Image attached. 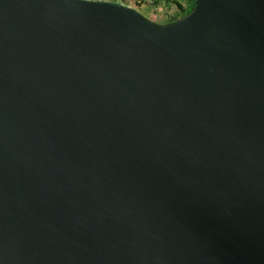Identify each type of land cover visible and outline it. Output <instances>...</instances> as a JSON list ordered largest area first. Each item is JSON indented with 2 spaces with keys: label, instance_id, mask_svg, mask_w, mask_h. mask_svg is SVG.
Here are the masks:
<instances>
[{
  "label": "water",
  "instance_id": "water-1",
  "mask_svg": "<svg viewBox=\"0 0 264 264\" xmlns=\"http://www.w3.org/2000/svg\"><path fill=\"white\" fill-rule=\"evenodd\" d=\"M0 264H264V0H0Z\"/></svg>",
  "mask_w": 264,
  "mask_h": 264
},
{
  "label": "rangeland",
  "instance_id": "rangeland-1",
  "mask_svg": "<svg viewBox=\"0 0 264 264\" xmlns=\"http://www.w3.org/2000/svg\"><path fill=\"white\" fill-rule=\"evenodd\" d=\"M90 1L111 2V3L123 4L125 6L130 5L132 7L139 6L137 0H90ZM187 3H188L187 0H177L174 3L172 2V3H166L161 6L159 5L160 7L158 8H149L151 12H145V14L151 19V21L154 20L158 22H164L168 20L169 17H171L170 13H174L176 16H180V17L184 16L183 14L187 11ZM176 5H178L179 7L177 8ZM161 14L164 16H161Z\"/></svg>",
  "mask_w": 264,
  "mask_h": 264
},
{
  "label": "built area",
  "instance_id": "built-area-1",
  "mask_svg": "<svg viewBox=\"0 0 264 264\" xmlns=\"http://www.w3.org/2000/svg\"><path fill=\"white\" fill-rule=\"evenodd\" d=\"M177 0H137L139 6H146L149 8H158L166 3H174ZM160 5V6H159Z\"/></svg>",
  "mask_w": 264,
  "mask_h": 264
},
{
  "label": "crops",
  "instance_id": "crops-1",
  "mask_svg": "<svg viewBox=\"0 0 264 264\" xmlns=\"http://www.w3.org/2000/svg\"><path fill=\"white\" fill-rule=\"evenodd\" d=\"M188 1V0H187ZM127 6V5H126ZM173 6V5H172ZM128 7H130V8H132V9H134L135 11H137L138 13H140L141 15H143L144 17H146L147 19H149V20H151L148 16H146V14H145V12H151V10L149 9V7H146V6H138V7H132V6H130V5H128ZM165 7V6H164ZM143 11H144V13H143ZM159 12H160V10H159ZM171 15V17H169V21L168 20H166V21H164V22H158V21H154V20H152L153 22H156V23H166V22H170V21H173V20H176L177 18H179V17H177L174 13H170ZM161 16H164V15H162L161 14ZM174 18V19H173ZM173 19V20H172Z\"/></svg>",
  "mask_w": 264,
  "mask_h": 264
},
{
  "label": "trees",
  "instance_id": "trees-1",
  "mask_svg": "<svg viewBox=\"0 0 264 264\" xmlns=\"http://www.w3.org/2000/svg\"><path fill=\"white\" fill-rule=\"evenodd\" d=\"M193 2H194V0H188V3H187V11L183 14V15H186L188 12H189V10L191 9V7H192V4H193ZM177 6V8L179 7L178 5H176ZM177 17H180V16H177ZM174 19V18H173ZM172 19V20H173ZM169 21V20H168Z\"/></svg>",
  "mask_w": 264,
  "mask_h": 264
}]
</instances>
